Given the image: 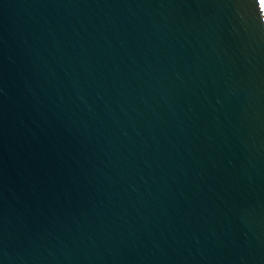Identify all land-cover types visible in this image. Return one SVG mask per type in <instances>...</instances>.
<instances>
[{
  "label": "water",
  "instance_id": "95a60500",
  "mask_svg": "<svg viewBox=\"0 0 264 264\" xmlns=\"http://www.w3.org/2000/svg\"><path fill=\"white\" fill-rule=\"evenodd\" d=\"M0 264H264L261 0H0Z\"/></svg>",
  "mask_w": 264,
  "mask_h": 264
},
{
  "label": "snow or ice",
  "instance_id": "6c2138e0",
  "mask_svg": "<svg viewBox=\"0 0 264 264\" xmlns=\"http://www.w3.org/2000/svg\"><path fill=\"white\" fill-rule=\"evenodd\" d=\"M261 4L264 5V0H261Z\"/></svg>",
  "mask_w": 264,
  "mask_h": 264
}]
</instances>
